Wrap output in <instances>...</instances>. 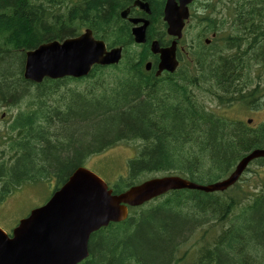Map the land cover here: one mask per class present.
<instances>
[{"label":"trees","instance_id":"16d2710c","mask_svg":"<svg viewBox=\"0 0 264 264\" xmlns=\"http://www.w3.org/2000/svg\"><path fill=\"white\" fill-rule=\"evenodd\" d=\"M128 1L0 0V102L17 108L6 130L0 129V203L26 184L54 179L56 190L88 158L121 143L140 146L127 173L113 184L114 194L153 174L211 184L247 153L264 150V120L247 125L228 115L232 104L264 99L263 83L254 85L264 80V45L260 51L257 46L264 0H227L219 17L214 5L204 15L193 11L205 26L192 38L188 61L164 78L144 71L147 46L138 53L125 49L118 65L95 66L85 79L35 85L22 78L25 51L75 37L85 27L96 38L110 37V47L129 48V33L114 25ZM152 13L158 23L159 7ZM227 20L235 24L229 29L239 32L227 39L234 53L212 54L201 39L210 32L219 36ZM246 23H254L256 31L249 56L240 40ZM71 83H83L82 89L67 87ZM59 96H70L66 108ZM203 96L215 106H205ZM251 164L261 168L264 158ZM241 180L222 193L176 190L130 209L125 221L90 236L89 256L80 264H264V185L245 195ZM208 222L220 225L218 234L206 244L200 234V248L190 259L180 243Z\"/></svg>","mask_w":264,"mask_h":264},{"label":"water","instance_id":"95a60500","mask_svg":"<svg viewBox=\"0 0 264 264\" xmlns=\"http://www.w3.org/2000/svg\"><path fill=\"white\" fill-rule=\"evenodd\" d=\"M190 2L192 0H166L163 20L168 35L181 38ZM142 8L149 14L146 4ZM142 22V26L132 29L138 44L146 41L147 22ZM150 51L159 55L156 75L175 70V42L163 49L157 42H152ZM120 58L121 48L107 52L104 43L95 40L90 30H85L77 38L62 43L51 42L28 52L22 76L35 83L45 77L81 78L89 74L92 66L114 64ZM150 66L147 63L145 69L149 70ZM257 158H264V150L252 151L238 162L226 179L210 185L165 176L147 180L120 194H112V190L93 172L77 167L45 205L19 221L10 236L0 228V264H79L89 255L90 235L109 223L124 221L129 207L141 206L175 190L223 192L234 185L248 163Z\"/></svg>","mask_w":264,"mask_h":264},{"label":"rangeland","instance_id":"374dc122","mask_svg":"<svg viewBox=\"0 0 264 264\" xmlns=\"http://www.w3.org/2000/svg\"><path fill=\"white\" fill-rule=\"evenodd\" d=\"M210 1V0H206ZM218 1V0H217ZM217 1L214 5H216L218 11V17L225 15V7L218 6ZM190 15L188 22L185 25V42H190L194 35L199 31L197 29L198 23L195 18ZM83 31V29H82ZM221 41H214L213 44H218ZM131 47L135 51H139L138 48L134 44H131ZM131 51V50H129ZM262 80V78H261ZM262 84L261 94L264 96V80L260 82ZM70 88L77 87V89H82L83 83H71L69 84ZM248 87L247 89H249ZM66 90V89H65ZM196 94H198L197 89L194 90ZM194 93V94H195ZM195 94V95H196ZM257 97V96H256ZM254 97V104H250V100L248 102H238L236 104H232V108L228 110V115L232 120L240 121L246 123L248 119H251L254 124H257L264 120V99L262 101L260 98L258 101ZM59 99L64 98L66 103H61L62 106L66 108L69 104V97L59 96ZM202 101L205 106L214 107L215 102L209 96H203ZM23 106V104L21 105ZM21 110L23 107H21ZM17 108L12 106L11 108L6 106L5 104H1L0 102V129L6 130V126L8 124V120L12 114H16ZM4 114L3 119H1V115ZM57 125L51 129V132L57 129ZM140 146L139 142H127L115 145L104 152L93 155L88 158L81 166L92 171L96 175H98L103 181L108 185L109 188H112L115 181L120 177L124 176L127 173V164L130 159L134 158L137 154V150ZM259 164H251L249 165L248 170L242 175L240 186L244 189L245 195H250L259 191L264 184V165L260 168ZM231 173V172H230ZM229 173V174H230ZM154 176V177H153ZM165 176L162 174H153L148 175V177L144 180ZM142 180V181H144ZM55 188V180L50 179L47 181H42L38 184H26L18 189L14 190L11 194H9L1 203H0V227L6 232L9 233L16 226L18 221L24 217H26L29 212L35 208L42 206L51 196L53 190ZM137 208V207H133ZM211 226V227H208ZM218 227L208 222L205 226L195 231V233L191 236V232L186 235V237L181 241L180 248L181 252L185 251L190 259L197 255V250L200 248V234L204 238V243H210L214 241L216 235L218 234ZM208 228V232L205 233L204 229ZM148 240H153L149 238ZM183 257H181L182 259ZM185 261L188 260L185 257Z\"/></svg>","mask_w":264,"mask_h":264},{"label":"flooded vegetation","instance_id":"af4514ba","mask_svg":"<svg viewBox=\"0 0 264 264\" xmlns=\"http://www.w3.org/2000/svg\"><path fill=\"white\" fill-rule=\"evenodd\" d=\"M165 1L166 0H143V1L142 0L141 1L129 0L127 2V4H125L123 6V9L118 11L116 17L114 18V25H115L116 28H119V29L121 28V29L125 30V32L130 33V31H131L133 26H140L142 24V22H138L137 24L133 25L130 22L131 19L139 20V21L140 20H148L149 21V25H148V28L146 29V39H147V41H146V44L144 46H147V49L149 51V44H150V42L152 40H157V42H158L160 47H163L165 45L167 46V45L170 44V42L173 40V38L166 35V32H165L166 27L163 24L162 15H161V18H160V21H159L158 25L155 26L156 25V21L154 22L153 13H152L153 7H157V8L159 7V9H160V11L162 13ZM202 1H204L203 3H207L206 0H202ZM136 2H138L139 4L146 3L147 6H148V10L150 12V15L149 16L145 15L143 10L140 9L139 5L135 4ZM198 2H199V0H196L195 2H193V5L189 6L190 9H191V7L194 9L195 4H197ZM210 2H216V0H210ZM200 9L201 10L205 9V5L200 7ZM123 13H125L124 16L122 15ZM254 25H255L254 23H246L245 27H247L248 30L243 32V35H242V38H241L243 40L241 43L244 46L242 48L245 50V52H247L248 56L253 54L252 49L255 48L254 45L256 46L255 43H252V42H254L253 35L256 34V31L251 30V28L254 27ZM231 26H233L232 23H231ZM261 26H263V24H261ZM201 27H202V25L199 24L197 26V29L200 30ZM225 27H227V30H228V33H229V23H227ZM210 33L211 34L208 37L203 39V44L204 45H210L209 42L206 43L207 39L210 41V39H214L215 38V33L214 32H210ZM183 34H184V32H183ZM259 34H260V37H259L258 42H257V46L259 45L258 46V50H259L260 46L264 45V31L263 30L258 31V35ZM183 39H184V36L177 43V52H176L177 60L180 59L183 55L186 54L185 53V51H186L185 49L187 48V44L183 45V43H184ZM228 39H229V35H228ZM189 46H190V44H189ZM180 55H181V57H180ZM248 58L249 57H247V59ZM147 60L151 64V70H153V74H154L156 72V70H157L158 55H151V57H149ZM165 73L166 72H162L160 74V77L164 76ZM3 116L4 115L2 114L1 115V119H3Z\"/></svg>","mask_w":264,"mask_h":264},{"label":"bare ground","instance_id":"6f19581e","mask_svg":"<svg viewBox=\"0 0 264 264\" xmlns=\"http://www.w3.org/2000/svg\"><path fill=\"white\" fill-rule=\"evenodd\" d=\"M193 2H195L196 0H192Z\"/></svg>","mask_w":264,"mask_h":264}]
</instances>
